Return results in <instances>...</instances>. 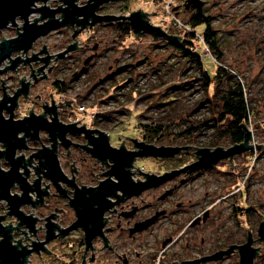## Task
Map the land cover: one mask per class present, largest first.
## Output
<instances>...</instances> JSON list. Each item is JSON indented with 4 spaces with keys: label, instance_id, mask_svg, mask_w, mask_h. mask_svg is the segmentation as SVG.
Listing matches in <instances>:
<instances>
[{
    "label": "flooded vegetation",
    "instance_id": "1",
    "mask_svg": "<svg viewBox=\"0 0 264 264\" xmlns=\"http://www.w3.org/2000/svg\"><path fill=\"white\" fill-rule=\"evenodd\" d=\"M118 2L127 8L121 19L90 25L88 18L83 27L82 16H74L0 63L1 128L15 126L0 138V177L14 172L8 197L0 198V241L6 240L9 259L13 264H241V246L249 242L251 264L264 261V205L246 192L263 178L264 193V175L256 168L264 147L255 140L256 125L252 129L249 121L236 123L231 116L178 118L166 135L169 126L141 109L138 134L127 136L129 107L147 98L139 92L145 86L139 83L142 64H133L128 58L134 53L125 52L116 66L111 45L81 38L99 26H118L141 38L123 18L133 11L129 0L102 3L96 14L116 15ZM60 6L66 5L51 8ZM141 10L152 24L154 14ZM52 18L62 20L63 13ZM64 31L68 35L58 43L46 42ZM245 128L250 147L235 148L244 141ZM161 147L175 150L161 155ZM216 148L222 156H209Z\"/></svg>",
    "mask_w": 264,
    "mask_h": 264
},
{
    "label": "rangeland",
    "instance_id": "2",
    "mask_svg": "<svg viewBox=\"0 0 264 264\" xmlns=\"http://www.w3.org/2000/svg\"><path fill=\"white\" fill-rule=\"evenodd\" d=\"M84 1L86 0H78V3L81 4ZM158 1L160 4L154 6L153 0H129L130 9L133 11L147 9L150 15L156 11V14L151 18L152 24L162 29L169 28L174 35L177 34L181 37L185 32L177 30L171 23L175 17L186 23L192 12L185 10V6L183 8V3L186 0H175L169 8L164 6L163 0ZM202 1H204L203 9L212 16L211 26L215 31L222 56L217 61L215 53L209 47L210 52H207L205 48L204 55L207 53L208 57L201 60L203 69L212 76L221 63L230 69L232 81L237 80L242 83L249 108V127L254 129L253 127L256 125L255 140L264 147V0ZM121 3L113 5L116 13L114 16H121L123 10L127 12V8ZM47 4L50 7H55L61 3L58 0H48ZM38 5L40 4L38 3ZM37 16L39 17L37 13H33L29 19ZM22 22V19H18L16 24L21 27ZM118 28V26H99L95 33L85 32L81 38L87 37L91 41L98 40L111 45V55L118 59L114 63L116 66L122 62L125 52L134 53L128 58L133 64H142L140 71L143 73L141 76L143 81L139 83L145 86L139 92L145 93V98L146 96L147 98L142 102L136 101L129 107L130 112L127 114L126 130H124L127 136L138 134L135 125L136 117L140 114L141 109L144 110L145 115L155 117L156 121L169 126L165 131L166 135L172 132L173 127L176 126L173 125V122H176L178 118L201 121L207 117L219 115L221 110L219 96L213 93L216 81L213 80L208 87L204 86L199 67L193 61H189L179 51L160 39L155 40L147 34L142 35L141 38H137L133 34L125 35ZM18 30L20 29L18 28ZM195 30L197 33L203 34L204 25H197ZM17 31L16 26L13 25L1 30L0 41L2 37L16 36ZM67 35L68 31L54 33L46 39V42L58 43ZM192 41L199 47L198 50L203 52L202 49L205 45H201L200 41L196 42L195 38H192ZM225 84L224 80L218 88L222 89L226 86ZM175 85H178V88L173 90L172 87ZM132 97L129 92L127 100L133 103ZM256 168L260 169L263 177L264 152L260 165ZM246 192L251 201L253 197L259 196L261 205H264L263 178L260 184L249 187ZM257 264H264V261L261 260Z\"/></svg>",
    "mask_w": 264,
    "mask_h": 264
},
{
    "label": "water",
    "instance_id": "3",
    "mask_svg": "<svg viewBox=\"0 0 264 264\" xmlns=\"http://www.w3.org/2000/svg\"><path fill=\"white\" fill-rule=\"evenodd\" d=\"M62 4H65V7L51 8L47 2L48 0H0V30L5 28L9 23L14 24L16 17L22 19L21 30L18 32L17 36L14 38H3L0 41V63L3 58L7 57L9 53L19 50H28L34 40L41 36H45L49 31L60 27L63 24H67L73 21L74 16H82V19L78 21L83 27L87 23L88 18H92L90 25H93L97 22L107 20H119L121 16L114 15H98L96 14V9L102 3L115 1V0H87L83 5H78L77 0H59ZM38 3L40 5H38ZM204 5L202 0H186L185 8L190 6L195 8H201ZM63 13V19L58 20L52 18L56 12ZM33 13H39V17L35 20H30L29 17ZM156 14V13H151ZM148 13L143 12L141 9L134 10L130 12L127 16L123 17L128 20L131 29L137 36H142L145 34L151 35L154 39L165 38L170 43L179 44L180 36L168 34L159 26L152 25L146 16ZM49 17L48 20L41 24H37L38 20H42ZM19 26L16 24V31ZM69 50V48H68ZM66 51V50H65ZM1 115H0V138L3 135V132H12L15 126L11 125L4 129L1 128ZM2 134V135H1ZM250 138V132L245 128L244 129V141L235 146V148L243 149L250 147L248 145V140ZM221 148H216L214 151L210 152L209 156L212 155L214 158H218L220 155L219 150ZM161 155L172 154L175 150L174 147H161L159 149ZM164 150V152H163ZM170 153H169V151ZM164 153V154H163ZM206 153V152H204ZM203 153V154H204ZM206 155V154H205ZM215 160V159H214ZM1 173V172H0ZM14 172H9L7 175L10 178L0 177V193L1 197H8L6 194L8 184L11 181V176ZM3 180V181H2ZM5 180V181H4ZM10 180V181H9ZM4 185V186H3ZM4 245V246H2ZM6 240L0 241V264H4L3 261H7L8 264H13L9 259V254L7 250ZM249 247V242L241 246V264H251L252 258L254 257V252L251 251L250 255L247 253L246 248ZM249 250V249H248Z\"/></svg>",
    "mask_w": 264,
    "mask_h": 264
},
{
    "label": "trees",
    "instance_id": "4",
    "mask_svg": "<svg viewBox=\"0 0 264 264\" xmlns=\"http://www.w3.org/2000/svg\"><path fill=\"white\" fill-rule=\"evenodd\" d=\"M190 10L192 12L186 21L190 30L181 35L179 44L170 43L168 41L167 45L175 48L182 56L186 57L189 61H193L199 67L204 86L208 87L213 80L216 81L213 93L214 95L219 96L221 110L218 116H231L236 119V123H238V121L248 122L249 108L245 92L241 85L242 83L237 80L232 81V75L229 73L230 69L221 63L218 65L215 74L210 76L209 73L203 69V60L200 59L199 53L191 51L192 46L195 44V42L192 41V38L197 40L196 35H201V37H203V42L215 53V60L218 61L222 57L218 48L219 46L215 31L211 26L212 16L208 14L203 7H194V9H189V11ZM202 24L204 25L203 34L197 33L195 27ZM125 29L129 30L130 28L129 26H125ZM125 33L127 34L128 31H125ZM236 75L238 74L236 73ZM224 80L226 81V86L219 89V84L223 83ZM172 88L173 90L177 89L178 85H175Z\"/></svg>",
    "mask_w": 264,
    "mask_h": 264
},
{
    "label": "built area",
    "instance_id": "5",
    "mask_svg": "<svg viewBox=\"0 0 264 264\" xmlns=\"http://www.w3.org/2000/svg\"><path fill=\"white\" fill-rule=\"evenodd\" d=\"M173 1H175V0H163V2H164V6L166 7V8H169V6H171L172 5V3H173ZM174 18V17H173ZM177 30H182V31H184V32H186V30H190V27L188 26V24H186V23H184V22H182V21H179L178 19H177V17H175L174 18V20H172V23H171ZM197 36V40H196V42H198V41H200L201 43V45H205L204 46V48L202 49V51L203 52H201L200 50H198L199 49V47L198 46H196L195 44H194V46H192V48H191V50H192V52H200L199 54V56L201 57V59H205V57H208L207 55V53L204 55V49L206 48V51L208 52L209 50V48H208V46L203 42V37H201V35H196ZM210 52V51H209Z\"/></svg>",
    "mask_w": 264,
    "mask_h": 264
}]
</instances>
